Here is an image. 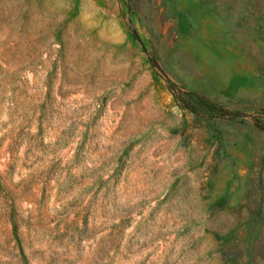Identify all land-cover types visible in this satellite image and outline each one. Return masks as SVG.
<instances>
[{
  "label": "rangeland",
  "instance_id": "374dc122",
  "mask_svg": "<svg viewBox=\"0 0 264 264\" xmlns=\"http://www.w3.org/2000/svg\"><path fill=\"white\" fill-rule=\"evenodd\" d=\"M0 264H264V0H0Z\"/></svg>",
  "mask_w": 264,
  "mask_h": 264
}]
</instances>
